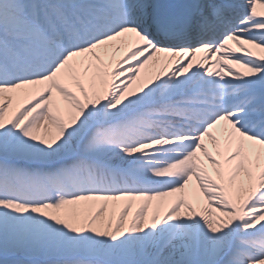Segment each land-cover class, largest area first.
Here are the masks:
<instances>
[{"label": "snow or ice", "instance_id": "snow-or-ice-1", "mask_svg": "<svg viewBox=\"0 0 264 264\" xmlns=\"http://www.w3.org/2000/svg\"><path fill=\"white\" fill-rule=\"evenodd\" d=\"M0 264H264V0H0Z\"/></svg>", "mask_w": 264, "mask_h": 264}, {"label": "bare ground", "instance_id": "bare-ground-1", "mask_svg": "<svg viewBox=\"0 0 264 264\" xmlns=\"http://www.w3.org/2000/svg\"><path fill=\"white\" fill-rule=\"evenodd\" d=\"M141 75L143 76V73H142ZM130 87H131V88H135V87H136V85H135V84H133V85H130ZM136 203L138 204L139 202L137 201ZM134 207H135V204H134ZM150 211H151V208H150Z\"/></svg>", "mask_w": 264, "mask_h": 264}]
</instances>
